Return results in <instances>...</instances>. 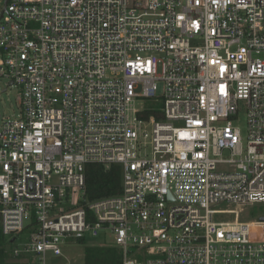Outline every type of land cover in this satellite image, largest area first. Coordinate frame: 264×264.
Listing matches in <instances>:
<instances>
[{
  "label": "built area",
  "instance_id": "1",
  "mask_svg": "<svg viewBox=\"0 0 264 264\" xmlns=\"http://www.w3.org/2000/svg\"><path fill=\"white\" fill-rule=\"evenodd\" d=\"M0 79V231L33 229L12 264L101 232L121 264H264L229 208L264 204V0H0ZM89 164L120 193L87 201Z\"/></svg>",
  "mask_w": 264,
  "mask_h": 264
},
{
  "label": "trees",
  "instance_id": "2",
  "mask_svg": "<svg viewBox=\"0 0 264 264\" xmlns=\"http://www.w3.org/2000/svg\"><path fill=\"white\" fill-rule=\"evenodd\" d=\"M156 106L159 107V104ZM147 107L153 108L154 105ZM150 115H155L156 119L160 118L159 112L154 114L150 111L145 112L142 117L148 118ZM85 181V199L89 202L117 195L121 191L120 168L116 165H87L85 168ZM28 228L23 233L29 234L32 232L33 229L28 230ZM85 241L88 240H76L79 244H83ZM7 244L0 231V264H7V261H10V250ZM82 264H121V253L112 245H106V242L92 241V246L84 249Z\"/></svg>",
  "mask_w": 264,
  "mask_h": 264
},
{
  "label": "rangeland",
  "instance_id": "3",
  "mask_svg": "<svg viewBox=\"0 0 264 264\" xmlns=\"http://www.w3.org/2000/svg\"><path fill=\"white\" fill-rule=\"evenodd\" d=\"M8 82L6 80L0 79V116L3 119L15 117L18 114V99H19V89L8 88L5 92ZM162 86L158 85L157 94H161ZM150 102L137 100L135 102V107L137 109L149 106ZM237 126L240 128V132L243 138L246 136V122L245 117L241 114L238 118ZM231 209H237L240 212V220L243 222L248 221H258L260 218L264 217V204H253L245 207H229ZM227 220H230L228 218ZM232 220V219H231ZM261 237L264 238V230L260 233ZM11 237H5L8 243L9 250H13L15 247L19 250L23 249V244L28 242V234H20L15 242L10 243ZM83 244L77 243L75 240H69L65 246L62 247V258H53L52 256H47V261L49 264H82L84 249L92 246V241H102L106 242V245L111 246L113 241L111 235L100 233V236L96 239L87 238ZM12 261H7V264H11Z\"/></svg>",
  "mask_w": 264,
  "mask_h": 264
},
{
  "label": "water",
  "instance_id": "4",
  "mask_svg": "<svg viewBox=\"0 0 264 264\" xmlns=\"http://www.w3.org/2000/svg\"><path fill=\"white\" fill-rule=\"evenodd\" d=\"M3 92H5V91H3ZM260 221H264V218H261ZM12 242H13V240L11 241V243H12Z\"/></svg>",
  "mask_w": 264,
  "mask_h": 264
}]
</instances>
